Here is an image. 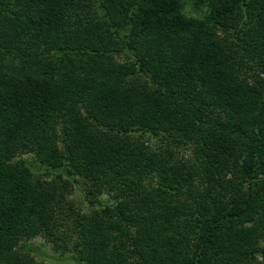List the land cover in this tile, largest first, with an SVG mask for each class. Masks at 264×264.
<instances>
[{"label":"trees","instance_id":"trees-1","mask_svg":"<svg viewBox=\"0 0 264 264\" xmlns=\"http://www.w3.org/2000/svg\"><path fill=\"white\" fill-rule=\"evenodd\" d=\"M93 5L0 0V264H264V0Z\"/></svg>","mask_w":264,"mask_h":264},{"label":"rangeland","instance_id":"rangeland-1","mask_svg":"<svg viewBox=\"0 0 264 264\" xmlns=\"http://www.w3.org/2000/svg\"><path fill=\"white\" fill-rule=\"evenodd\" d=\"M187 1V0H185ZM98 0H94V5L92 7V12L98 13L99 8L97 7V3ZM202 7L197 8L195 7L193 4H191V2H188V4L185 5V13H189V14H193V15H197V16H203L204 10H206V5L205 4H201ZM242 20L244 18H241ZM110 20V19H109ZM118 27L121 26L120 24H117V22H114ZM108 40L112 43V42H117V35L113 34L111 32V29H108ZM234 28H230L229 31H223L220 29H217V34H219L220 37H226L228 41L230 40H234ZM228 32V33H227ZM120 41V39H119ZM126 56V55H125ZM125 56H118L117 59L118 60H126L127 57ZM11 54L7 55V58L11 59V61L15 62L13 58H11ZM153 142V141H152ZM24 159H28V160H33V156L32 155H23L22 156ZM34 164L36 166L33 167L36 176L38 177H42V178H53L54 173L48 172L46 171V169L40 165L37 162H34ZM90 186L83 182L82 179H78V183H74L73 187L69 188L68 187V191L66 192V196L68 199H70L75 208L78 210H92L93 206L98 204L99 201H104L106 199H108V195L107 193H103V194H96V196L94 194H90L89 193V188ZM88 196V200H92L94 202V205H91V203H89V201L86 200ZM73 240L74 237H72ZM22 242H25L24 245V249L26 250V248H30L31 253L35 256V258L41 262H43L44 264H79L77 263L75 260H72L69 256V254L64 253V251L57 250L54 249V245L52 243L51 240H47L44 236L42 235H37L35 237L29 238L27 240H23ZM22 245V246H23Z\"/></svg>","mask_w":264,"mask_h":264}]
</instances>
